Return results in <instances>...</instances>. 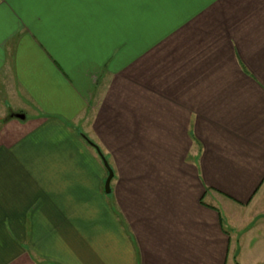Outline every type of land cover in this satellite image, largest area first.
I'll return each mask as SVG.
<instances>
[{"label": "crops", "instance_id": "1", "mask_svg": "<svg viewBox=\"0 0 264 264\" xmlns=\"http://www.w3.org/2000/svg\"><path fill=\"white\" fill-rule=\"evenodd\" d=\"M243 253L264 264V0H0V264Z\"/></svg>", "mask_w": 264, "mask_h": 264}, {"label": "rangeland", "instance_id": "2", "mask_svg": "<svg viewBox=\"0 0 264 264\" xmlns=\"http://www.w3.org/2000/svg\"><path fill=\"white\" fill-rule=\"evenodd\" d=\"M8 118V117H7ZM10 122H13L12 124H11V127H15V125L16 124H18V125H22L23 123L21 122V121H19V120H11ZM28 125V126H27ZM25 127H30V123H28V124H25V126L23 125V126H21L20 127V129L18 130V129H15L14 130V133L16 132V131H23L24 129H25ZM258 247V246H257ZM257 247L254 249L255 251H253V257H255L256 255H260V250H258L257 249ZM241 248V247H240ZM257 249V250H256ZM251 251V250H250ZM249 252V251H248ZM245 255H244V253L239 257V259H237V263H239V264H241L242 262H243V257H244ZM245 257H248L249 258V256H245Z\"/></svg>", "mask_w": 264, "mask_h": 264}, {"label": "water", "instance_id": "3", "mask_svg": "<svg viewBox=\"0 0 264 264\" xmlns=\"http://www.w3.org/2000/svg\"><path fill=\"white\" fill-rule=\"evenodd\" d=\"M16 117L19 118V119H22V120L25 119L24 115H16ZM100 154H101V152H100ZM101 156H102V154H101ZM104 161H105L106 167L108 168V171H109V176H108V179H107V182H106V191H107V193H110L111 192L110 185H111V181L113 179V171L110 168V166L108 165L107 161L106 160H104Z\"/></svg>", "mask_w": 264, "mask_h": 264}]
</instances>
